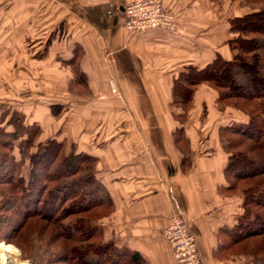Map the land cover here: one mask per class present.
I'll list each match as a JSON object with an SVG mask.
<instances>
[{"label":"crops","instance_id":"0c3cea01","mask_svg":"<svg viewBox=\"0 0 264 264\" xmlns=\"http://www.w3.org/2000/svg\"><path fill=\"white\" fill-rule=\"evenodd\" d=\"M12 1L14 13L4 17L19 31L9 37L39 38L34 64L24 57L21 64L60 72L51 81L52 101H68V151L74 145L98 159V178L114 204L100 221L105 241L139 252L147 264H176L162 232L178 214L196 236L205 264H254L252 255L229 247L243 209L240 195L222 191L228 160L222 126L204 112V101L215 104L217 96L203 94L207 84L197 87L185 125L186 153L175 144L181 110L172 106L175 81L188 66L202 69L218 55L233 58L229 20L249 12L236 14L228 3L220 12L213 0H162L177 14V29L129 34L124 11L134 0ZM28 51L20 48V55ZM75 55L83 82L75 78ZM76 86L86 92L76 93ZM44 116L37 117L41 124ZM62 129L59 124L53 134Z\"/></svg>","mask_w":264,"mask_h":264},{"label":"trees","instance_id":"16d2710c","mask_svg":"<svg viewBox=\"0 0 264 264\" xmlns=\"http://www.w3.org/2000/svg\"><path fill=\"white\" fill-rule=\"evenodd\" d=\"M243 1L260 8L229 20L233 58L218 55L202 69L188 66L175 81L172 106L181 113L175 117L180 127L174 139L186 153L185 125L202 84L217 92L218 109L233 108L248 117L220 130L228 154L222 191L242 197L230 249L235 245L252 255L254 264H264V0ZM76 57L71 63L76 80L83 82ZM41 135L36 124L0 132V243L19 241L21 249L34 250L39 242L49 253L46 264H146L139 252L104 239L100 221L111 215L114 204L98 178V159L74 145L68 151L65 138L38 144ZM33 148L37 151L27 155Z\"/></svg>","mask_w":264,"mask_h":264},{"label":"rangeland","instance_id":"374dc122","mask_svg":"<svg viewBox=\"0 0 264 264\" xmlns=\"http://www.w3.org/2000/svg\"><path fill=\"white\" fill-rule=\"evenodd\" d=\"M11 1L12 0H0V132H2V130L5 132H13L17 127L19 128L20 125L27 126L36 124L42 128V135L38 141H36V143L39 144V142H44L46 139L52 137V134L57 130V127L60 124L61 127H63L60 132L61 134L56 133L53 134V136L58 137L59 139L66 138V134H68V131L66 130L68 129V101L67 99L60 101V103L52 101V99L57 98L53 87L54 84H52L51 81L54 76V79L58 80L60 72H57L56 70L48 71V69L44 72H38L34 68V59L36 58L34 49L37 46L39 38L36 39V37H31L24 40L18 38L19 36L14 35L15 38L9 37L11 31H19V24H15L14 21L9 23V19L6 20L4 17L5 14L13 12L14 4L12 5V8L9 7ZM214 3L217 5L220 4V12L223 11L224 3L232 4L235 7L236 14L248 13L260 8L258 6L245 4L243 0H214ZM41 41H43L42 45L47 42L46 39ZM20 48H25L26 51L29 50L27 54H25L26 56L20 55ZM23 52H25V50H23ZM21 57L23 61L26 60L24 58H27L29 65L33 62V67L29 66L28 68H25L23 64H21ZM9 63H11V65ZM67 77V72H65L63 78L67 79ZM75 78L77 77L75 76ZM61 80L64 79L61 78ZM71 89H75L76 93L79 94H84L86 92V89L82 86H76ZM205 89L209 92L203 94H209L213 99L217 96V92L211 87H206ZM204 104L205 114H207L206 112H210L212 113V117L216 116L213 121L216 124H221L222 127L232 121H240V119L245 120V118H247V116L244 117L233 108H227V110L218 109L214 104V100L213 102L210 101V103L204 101ZM43 111L45 116L43 123L41 124L40 119L38 118L42 115ZM52 113L55 117L50 115ZM46 114H48V116ZM60 116L63 118H59ZM12 119L13 123H8ZM18 145L19 143H15V146ZM36 151V148L30 149L27 155ZM1 160L2 155L0 156V162ZM29 161V158L26 157L25 163L27 165H29ZM23 172L27 176L29 168L27 169L24 166ZM18 243L21 245L19 241H11L9 244L4 245H8L7 247L14 249L18 254L19 260L25 264H46L49 253L46 251L43 244L35 242L34 250L29 248L23 250V248L21 249L17 246ZM0 255L3 262L1 244Z\"/></svg>","mask_w":264,"mask_h":264},{"label":"built area","instance_id":"2783aa9c","mask_svg":"<svg viewBox=\"0 0 264 264\" xmlns=\"http://www.w3.org/2000/svg\"><path fill=\"white\" fill-rule=\"evenodd\" d=\"M124 26L129 34L155 30L171 32L177 29L178 17L162 0H134L125 7ZM113 89L115 91L114 85ZM162 236L171 245L176 264H205L196 236L182 216L174 215ZM2 263L14 264L8 261Z\"/></svg>","mask_w":264,"mask_h":264},{"label":"bare ground","instance_id":"6f19581e","mask_svg":"<svg viewBox=\"0 0 264 264\" xmlns=\"http://www.w3.org/2000/svg\"><path fill=\"white\" fill-rule=\"evenodd\" d=\"M3 262H12L14 264H25L18 258V254L15 250L7 249L5 245H2ZM1 257V256H0ZM2 260V259H1Z\"/></svg>","mask_w":264,"mask_h":264}]
</instances>
